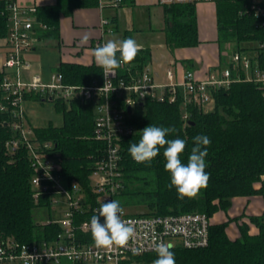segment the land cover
Returning a JSON list of instances; mask_svg holds the SVG:
<instances>
[{"label": "trees", "instance_id": "1", "mask_svg": "<svg viewBox=\"0 0 264 264\" xmlns=\"http://www.w3.org/2000/svg\"><path fill=\"white\" fill-rule=\"evenodd\" d=\"M252 0H214L216 7L217 41L233 43L235 49L244 41H264V26L252 13L246 12ZM7 2L0 0V38L8 35ZM98 0H56L53 4L37 6L38 19L47 26L39 33L45 38L60 37L62 16H71L76 8L96 7ZM198 4H170L165 9L164 41L172 48H186L200 45ZM116 28V25H115ZM128 31L124 33L126 36ZM119 57V53H117ZM264 58V55L260 56ZM150 58L148 47L141 48L129 65L134 71L144 68ZM264 60V59H262ZM68 84L88 85L94 80L102 81L103 69L96 63L82 64L76 61H62L57 69ZM147 97L129 116L136 129L132 135L122 138V167L125 187L119 195L124 206L144 205L145 214H179L202 212L212 216L217 212H228L235 197L250 198L264 194V87L260 82L244 77L233 80L229 87L218 88L213 93V108L205 109L197 104L184 105L183 96L170 100ZM42 102L38 93L27 96V100ZM55 109L63 113L61 125L48 123L34 128L32 140L52 142V152L58 153L63 177L79 181L89 188V176L95 164L104 156L105 144L92 138L95 111L92 102L80 98L71 101L54 100ZM187 118H184V115ZM7 113L0 111V236H14L19 241L47 238L59 230L56 225L35 223L32 210L33 199L31 177L34 174L25 147L9 153L5 142L16 136L11 129ZM175 127L166 139L181 138L186 141L181 156L187 163L194 146L193 138L207 135L211 144L205 171L210 174L208 186L193 199L178 198L176 189L168 188L170 174L165 171L166 163L160 154L150 163H137L129 154L132 143H138L141 131L149 126ZM90 215H79L78 221ZM258 230L250 232L249 221H237L240 236L231 237L227 228L232 221L228 218L210 226V241L206 247L188 249L173 247L176 264H264V213L250 214ZM103 223V217H101ZM92 238L91 232L88 236ZM155 251L131 257L132 261L153 264L157 259Z\"/></svg>", "mask_w": 264, "mask_h": 264}, {"label": "built area", "instance_id": "2", "mask_svg": "<svg viewBox=\"0 0 264 264\" xmlns=\"http://www.w3.org/2000/svg\"><path fill=\"white\" fill-rule=\"evenodd\" d=\"M7 10L8 51L0 62V111L7 113L8 124L16 132L5 144L9 153L25 147L34 174L31 177L33 199L36 206L53 208L54 216L48 222L59 230L47 238L19 241L14 236H0V264H124L131 257L152 253L157 243H171L174 247L195 249L206 247L210 241L211 216L202 212L179 214H145L130 212L126 206L122 220L130 221L135 235L126 246L97 249L90 234V221L102 202L118 200L125 187L122 167V138L130 136L136 127L129 116L147 98L164 99L168 92L174 102L178 92L183 96L184 105L197 104L206 107L214 103L213 93L218 88L229 87L231 82L242 77L260 82L264 87V41L257 40L256 54H243L242 48L230 53L228 65L210 68L207 75L198 78L193 70H187L183 80H174V68L166 70V84H158L149 66L134 71L132 65L123 64L116 69V75L106 81L94 80L91 84H68L60 71L52 73L50 79L30 72L31 63L23 54L33 50L42 38L39 33L46 29L38 19L37 6H22L15 0H5ZM214 0H157L161 6L170 4H199ZM127 0H98L97 7L103 11L100 20V37L93 46L103 45L106 34L115 31L112 19L104 12L125 6ZM246 12L252 13L264 26V0H252ZM113 41V40H112ZM102 88V89H101ZM161 88V89H160ZM181 88L183 90H181ZM113 89V90H112ZM38 93L42 102L80 98L95 106L94 131L92 138L105 144L104 156L94 166L89 176V188L79 181L63 177L60 156L52 152V142L32 140L34 128L25 114L27 96ZM131 113H129V110ZM187 118V115H184ZM89 218L78 221L79 215ZM102 223V222H101ZM138 249V255L133 254Z\"/></svg>", "mask_w": 264, "mask_h": 264}, {"label": "crops", "instance_id": "3", "mask_svg": "<svg viewBox=\"0 0 264 264\" xmlns=\"http://www.w3.org/2000/svg\"><path fill=\"white\" fill-rule=\"evenodd\" d=\"M15 1L22 6H41L42 4H53L56 2V0ZM104 13L108 15L112 19L113 24L116 25L114 33L105 35L106 39L118 42L131 37L135 39L142 48H149L150 58L146 66L150 67L154 80L158 84H166L169 82L166 78V70L170 67L174 68V80L181 83L183 75L188 69L193 70L198 78H203L207 75V71L210 68L228 65L230 53L228 59L222 62V49H220L217 41L216 10L214 21L207 19L206 16H201L203 17L201 18L200 15H198L199 36H201L200 45L172 49L164 41V28L166 25L164 22V9L163 6L157 3V0H127L125 6L114 10L107 9ZM102 15L103 11L96 6L76 8L72 11L71 16H62L60 22V37L58 39L45 38L48 40L54 39L55 45L48 42L44 44L43 47L39 48V43H42V39L40 42H37L33 50L24 53L30 56L36 52H40L43 55L46 50L48 55L45 64L43 63L39 65V67L29 62L31 63V68L30 72H26V77H30L31 74L36 73L40 75L44 81L48 80L52 73L58 71L57 69L62 61H76L85 65L95 63L93 55L95 47L93 43L101 34L99 25ZM127 31L128 34L125 36L124 33ZM85 35L88 36L86 43L82 42ZM7 51L8 44L6 35L0 38V62L4 59ZM52 104L45 105L44 102L28 99L25 104V114H27V119L30 124L35 127H43L48 123L61 125L63 122V113L57 112L54 103ZM253 197L254 196L250 198L237 196L233 200V204H236L237 200L239 201L241 199L242 203H245L243 204L244 210H242V212L244 211L246 214L251 213L254 215L263 214L264 207L259 211L246 212V208ZM232 207L226 213L232 212V216H228V218L236 216L237 214L233 212ZM217 213H215V215H219V213ZM213 217L214 215L211 217L213 223L221 222V217L215 219ZM255 228L254 225H251L250 232H256L258 229L255 230ZM230 236L236 238L240 236V232Z\"/></svg>", "mask_w": 264, "mask_h": 264}, {"label": "clouds", "instance_id": "4", "mask_svg": "<svg viewBox=\"0 0 264 264\" xmlns=\"http://www.w3.org/2000/svg\"><path fill=\"white\" fill-rule=\"evenodd\" d=\"M88 36L85 35L82 42L86 43ZM142 46L131 37L121 41L109 40L93 50L96 65L103 69V75L115 76L116 69L123 64L131 63L141 51ZM119 53V57H117ZM102 89V88H101ZM113 90V89H112ZM175 127H159L149 125L141 131L138 143H132L128 149L130 156L137 163H150L160 154V148L164 147L165 171L170 174L168 188L176 189L178 198L193 199L198 196L202 189L207 188L210 174L205 171L208 156V146L211 140L207 135H197L193 138L194 146L188 155L187 163L181 160L186 149V141L181 138L166 139L170 133H175ZM124 209L118 200L102 202L90 221V232L97 249L112 248L113 246H126L134 237L135 228L132 222L122 220ZM103 217V223H101ZM171 243L160 242L154 247L157 259L153 264H176L175 254L171 250ZM133 254L138 255L139 250L133 249Z\"/></svg>", "mask_w": 264, "mask_h": 264}, {"label": "rangeland", "instance_id": "5", "mask_svg": "<svg viewBox=\"0 0 264 264\" xmlns=\"http://www.w3.org/2000/svg\"><path fill=\"white\" fill-rule=\"evenodd\" d=\"M198 7V15L201 16H206L207 19L214 21L215 18V3L213 2H207V3H199L197 5ZM164 9V8H163ZM164 15H165V9H164ZM203 18V17H201ZM207 21V20H206ZM53 43L55 45L54 39H44L42 41V43H39V48L43 47L44 44L46 43ZM219 43V42H218ZM220 49H222V62L226 61L228 59V55L229 53H231L234 50V44L232 43H219ZM256 46V42L255 41H244L243 43L240 44V48H242V53L253 56L256 54V50L255 47ZM23 57L25 58V60H27L28 62H32L34 63V65L36 67H39V65H42L43 63L45 64V61H47L48 59V55H47V51L45 50L44 54L42 55V53L40 52H36L33 55H26L24 54ZM181 90H183L181 88ZM46 104H52V102L50 101H46ZM53 107V104H52ZM213 107L212 105L207 106V108H211ZM206 108V107H205ZM61 116V115H60ZM253 199L252 201L248 204V207L246 208V212H255V211H259L261 210V208L264 207V194H256L253 195ZM244 201V200H243ZM245 203H242V200L240 199L239 201L237 200L236 204H233L232 210L233 212L237 213L236 216L230 217V218H234L237 219L236 221H249L248 216H250V214H246L244 211L242 212V210H244V205ZM126 208L128 210H130V212H145L147 209L145 208L144 205H129L126 206ZM53 208H49L47 206H36L34 207V209L32 210V214H33V221L37 224V223H43V222H48L51 220V218L54 216V212H53ZM242 212V213H239ZM219 215H214V219L215 218H219L221 217V222L226 220L228 218V216H232V212L230 211L228 214H226V212L222 211V212H218ZM217 213V214H218ZM212 215V216H213ZM211 216V217H212ZM236 221H232L231 224L228 226L227 231L228 234L233 235L236 234L237 232H239V229L237 227V222ZM250 231H251V225H254L256 228L255 230H257V226L255 225L254 222H250ZM124 264H128L127 262H125ZM130 264H143L141 262H136V261H132V263Z\"/></svg>", "mask_w": 264, "mask_h": 264}, {"label": "water", "instance_id": "6", "mask_svg": "<svg viewBox=\"0 0 264 264\" xmlns=\"http://www.w3.org/2000/svg\"><path fill=\"white\" fill-rule=\"evenodd\" d=\"M129 110V113H131V110L130 109H128Z\"/></svg>", "mask_w": 264, "mask_h": 264}]
</instances>
